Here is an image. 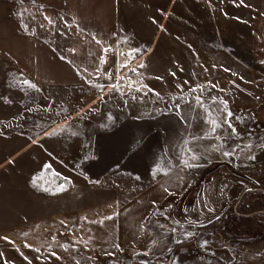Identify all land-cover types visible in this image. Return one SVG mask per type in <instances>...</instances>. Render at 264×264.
<instances>
[{
  "label": "crops",
  "instance_id": "obj_1",
  "mask_svg": "<svg viewBox=\"0 0 264 264\" xmlns=\"http://www.w3.org/2000/svg\"><path fill=\"white\" fill-rule=\"evenodd\" d=\"M126 19L135 21L132 33ZM140 33L147 42H129ZM0 57L58 91L122 82L129 64L132 80L151 94L185 98L179 116L172 113L169 140L179 147L180 165L168 167L170 173L187 170L184 192L214 165L243 172L264 190V0H0ZM233 112L244 133L231 123ZM37 149L27 137L0 136V171L22 165V178L35 176L45 165ZM245 190L232 175L202 182L183 219L198 232L182 240L189 243L169 264H264V235L233 238L223 228L225 218L199 227ZM255 199L247 202L252 215L240 220L249 231L263 222L255 213L264 205ZM238 225L235 235H247Z\"/></svg>",
  "mask_w": 264,
  "mask_h": 264
},
{
  "label": "rangeland",
  "instance_id": "obj_2",
  "mask_svg": "<svg viewBox=\"0 0 264 264\" xmlns=\"http://www.w3.org/2000/svg\"><path fill=\"white\" fill-rule=\"evenodd\" d=\"M132 26L126 19L130 33ZM140 41L147 42L143 33L129 42ZM125 70L122 82L58 91L0 57V136L36 142L45 161L28 179L22 165L0 171V264H169L180 246L169 251L198 232L183 219L201 183L216 174L236 177L219 165L206 178L209 167L184 192L187 170L168 167L180 165L179 147L169 140L185 98L153 95L132 80L129 64Z\"/></svg>",
  "mask_w": 264,
  "mask_h": 264
},
{
  "label": "trees",
  "instance_id": "obj_3",
  "mask_svg": "<svg viewBox=\"0 0 264 264\" xmlns=\"http://www.w3.org/2000/svg\"><path fill=\"white\" fill-rule=\"evenodd\" d=\"M236 113L233 112V115L231 117V123L235 126L238 127L239 132L244 133L245 131H243L240 128V125L234 120V115ZM264 127V126H263ZM254 131V130H253ZM220 166L219 165H214L212 167H210L207 172L208 175L206 176V178L210 175L216 174L218 172H220ZM231 170V169H230ZM233 172V174L236 175V177L241 180L243 182V184L246 186V190L242 193V195L240 196L239 199L233 201L222 213L219 217L213 219L210 223H213L214 221L221 219V218H225V230L227 232H229V234L231 235V237L233 238H237L240 241H246V240H253L256 238L261 237L262 235H264V212H258L255 213L258 217H260L262 219V223H260L259 227L256 229V231H249L248 233H246V236H237V235H233L232 234V230L235 226L236 223H238L241 218L243 216L246 215H252L249 213V207L247 205V202L250 198H256L255 203H259V204H263L264 205V190L260 187H255L253 185H250L248 183V181L245 179L244 173L237 171L235 169L231 170ZM209 176V177H210ZM202 185V183H201ZM201 185L198 187L197 190H199V188H201ZM236 208V210L240 211V215L238 213L232 212V210H234ZM208 223L207 226L210 224ZM200 227V226H199ZM203 227V226H202ZM189 241H183L179 244H176L170 251L169 253L172 254L174 252V250H176L177 247L181 246V245H186L188 244Z\"/></svg>",
  "mask_w": 264,
  "mask_h": 264
},
{
  "label": "snow or ice",
  "instance_id": "obj_4",
  "mask_svg": "<svg viewBox=\"0 0 264 264\" xmlns=\"http://www.w3.org/2000/svg\"><path fill=\"white\" fill-rule=\"evenodd\" d=\"M49 22L51 23V20H49ZM74 51V50H73ZM134 71V70H133ZM25 83H28L27 81H25ZM32 87H35V85H31ZM229 126V128H232V130L233 131H235V129H234V127L231 125V124H229L228 125ZM225 155H231V153H225Z\"/></svg>",
  "mask_w": 264,
  "mask_h": 264
},
{
  "label": "built area",
  "instance_id": "obj_5",
  "mask_svg": "<svg viewBox=\"0 0 264 264\" xmlns=\"http://www.w3.org/2000/svg\"><path fill=\"white\" fill-rule=\"evenodd\" d=\"M256 99H257V100H260V99H261V96H257Z\"/></svg>",
  "mask_w": 264,
  "mask_h": 264
}]
</instances>
